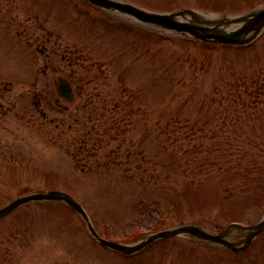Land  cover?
<instances>
[{
	"label": "rangeland",
	"instance_id": "obj_1",
	"mask_svg": "<svg viewBox=\"0 0 264 264\" xmlns=\"http://www.w3.org/2000/svg\"><path fill=\"white\" fill-rule=\"evenodd\" d=\"M139 1L216 18L258 2ZM93 8L83 0H0V75H8L0 76V204L32 188L61 189L112 239L184 222L213 231L257 222L264 33L247 46L206 50L164 38L173 35L167 30L110 26L109 14ZM61 77L78 87L72 102L59 100ZM241 91L248 95L236 101ZM253 99L258 105L243 104ZM242 235L235 230L231 239ZM0 264H264V234L243 252L177 236L130 256L94 242L70 208L27 204L0 220Z\"/></svg>",
	"mask_w": 264,
	"mask_h": 264
},
{
	"label": "water",
	"instance_id": "obj_2",
	"mask_svg": "<svg viewBox=\"0 0 264 264\" xmlns=\"http://www.w3.org/2000/svg\"><path fill=\"white\" fill-rule=\"evenodd\" d=\"M96 1L102 4H105L107 6H110V7L129 11L143 19L158 22L168 27L176 28L178 30L183 31L184 33L189 32L197 37H201L204 39H214L216 41L246 43V42L251 41L264 27V9L259 10V11H254L248 15H245L239 18L220 19L215 22L202 20L196 14H194L196 20L199 21L200 23L207 22L209 24H214V26L211 27V26H206L203 24H197L194 22L181 21V20H178L176 17L178 15H184L186 12H191V11H180L172 15H156V14H148L130 5H127V4L118 2V1H114V0H96ZM242 20H245L246 22L236 30H226L223 27V26L229 25L230 23L240 22ZM249 31H252L253 33L251 36L246 37L245 34H247ZM33 198H53V199L65 200L69 202L71 205H73L75 208H77L79 211H81L87 217L86 212L84 211L82 206L77 201H75L70 195L62 193V192H58V191H51L47 193H40V194H35V195L19 198L16 201L9 204L8 206L1 209L0 216L6 214L10 210H12L14 207L21 204L22 202L29 200V199H33ZM233 228L245 229V230H249V232L247 236L240 241H237V242L230 241L227 239V236L230 234ZM263 231H264V218L259 223L255 225H251V226H244L241 224L234 223L230 225L223 232L215 233V234L210 233L209 231H207L206 229L198 225L185 224V225L178 226L172 229H168V230L161 231L155 234H151L147 236L146 238H144L143 240L133 245L109 241L103 238H100V239L112 247L124 250L126 252H136L159 237L178 235L182 233H190L199 239L221 242V243H224L225 245H228L234 249L239 250V249H243L249 246L253 238L259 235L260 233H262ZM242 242H244V245H240Z\"/></svg>",
	"mask_w": 264,
	"mask_h": 264
}]
</instances>
